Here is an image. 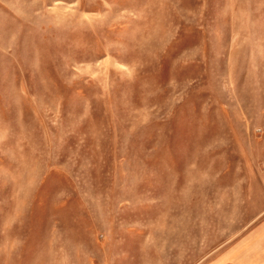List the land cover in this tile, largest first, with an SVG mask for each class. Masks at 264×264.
<instances>
[{
    "label": "rangeland",
    "instance_id": "rangeland-1",
    "mask_svg": "<svg viewBox=\"0 0 264 264\" xmlns=\"http://www.w3.org/2000/svg\"><path fill=\"white\" fill-rule=\"evenodd\" d=\"M264 264V0H0V264Z\"/></svg>",
    "mask_w": 264,
    "mask_h": 264
},
{
    "label": "crops",
    "instance_id": "crops-1",
    "mask_svg": "<svg viewBox=\"0 0 264 264\" xmlns=\"http://www.w3.org/2000/svg\"><path fill=\"white\" fill-rule=\"evenodd\" d=\"M247 264H249V262H246Z\"/></svg>",
    "mask_w": 264,
    "mask_h": 264
}]
</instances>
